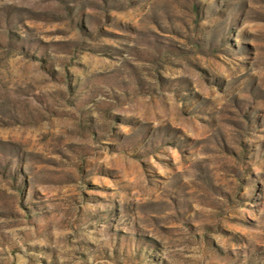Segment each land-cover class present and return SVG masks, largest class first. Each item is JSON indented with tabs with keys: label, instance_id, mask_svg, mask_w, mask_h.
Returning <instances> with one entry per match:
<instances>
[{
	"label": "rangeland",
	"instance_id": "rangeland-1",
	"mask_svg": "<svg viewBox=\"0 0 264 264\" xmlns=\"http://www.w3.org/2000/svg\"><path fill=\"white\" fill-rule=\"evenodd\" d=\"M0 264H264V0H0Z\"/></svg>",
	"mask_w": 264,
	"mask_h": 264
}]
</instances>
